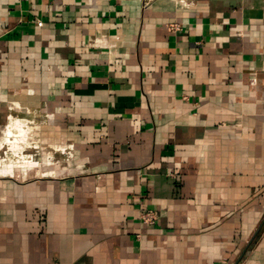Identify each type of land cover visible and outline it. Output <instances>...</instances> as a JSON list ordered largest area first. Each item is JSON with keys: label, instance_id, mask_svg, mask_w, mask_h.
<instances>
[{"label": "crops", "instance_id": "0c3cea01", "mask_svg": "<svg viewBox=\"0 0 264 264\" xmlns=\"http://www.w3.org/2000/svg\"><path fill=\"white\" fill-rule=\"evenodd\" d=\"M188 3L0 0V264H264V0Z\"/></svg>", "mask_w": 264, "mask_h": 264}, {"label": "rangeland", "instance_id": "374dc122", "mask_svg": "<svg viewBox=\"0 0 264 264\" xmlns=\"http://www.w3.org/2000/svg\"><path fill=\"white\" fill-rule=\"evenodd\" d=\"M29 128L31 129V132L29 134L28 146L19 147L15 151L16 152L15 155H13L14 151H12V152L10 151L11 150L10 146H8L6 144H4V145L2 144L5 141L6 137L4 134L8 128L2 130V132L0 133V145H1V147H0V160L3 161V163L11 164L10 161L15 162L14 164L16 165L15 167L17 168L18 165L22 164V162L30 161V160H32V162L38 161L39 156H37V155H38V152L40 151L41 146L39 145L37 137L35 136V133H34L35 129L32 130V128L30 126H29ZM43 152H45V154H48V151H43ZM28 156H30V157L27 158ZM34 166L35 165H33L31 167H34Z\"/></svg>", "mask_w": 264, "mask_h": 264}, {"label": "bare ground", "instance_id": "6f19581e", "mask_svg": "<svg viewBox=\"0 0 264 264\" xmlns=\"http://www.w3.org/2000/svg\"><path fill=\"white\" fill-rule=\"evenodd\" d=\"M15 108H18V107H15ZM10 120H9L10 124L8 126V129H7V131L4 134L6 138H5L4 143H2V144L3 145L6 144V145L10 146V148H11L10 151L11 152L14 151L13 155H15L16 154L15 151L19 147H21V146H28V144H29V142H28V139H29V133H28V131L29 130H28V127H26V125L23 124L22 121H19L17 119L16 120L15 119H12L11 121ZM0 147H1V145H0ZM10 162H11V165L12 166H16L14 164L15 162H12V161H10ZM21 165L31 167L33 165H35V166L37 165L38 166V163L37 162H32V160H30V161L22 162ZM21 165H18V166H21Z\"/></svg>", "mask_w": 264, "mask_h": 264}, {"label": "built area", "instance_id": "2783aa9c", "mask_svg": "<svg viewBox=\"0 0 264 264\" xmlns=\"http://www.w3.org/2000/svg\"><path fill=\"white\" fill-rule=\"evenodd\" d=\"M187 1L188 0H175L177 5L180 7H187L189 5V3L187 4ZM168 29L172 33H177V32L182 31L183 27L182 25L178 23H171L168 25ZM140 219H141L142 224L147 225V226H154L158 222L159 215L155 211L145 210V211H142Z\"/></svg>", "mask_w": 264, "mask_h": 264}]
</instances>
